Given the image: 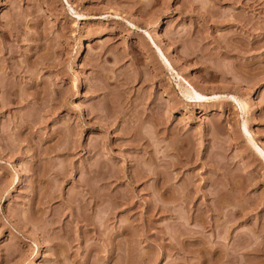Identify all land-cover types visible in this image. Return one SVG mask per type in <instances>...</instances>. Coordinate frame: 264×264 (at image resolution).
<instances>
[{"label":"rangeland","instance_id":"obj_1","mask_svg":"<svg viewBox=\"0 0 264 264\" xmlns=\"http://www.w3.org/2000/svg\"><path fill=\"white\" fill-rule=\"evenodd\" d=\"M0 264H264V0H0Z\"/></svg>","mask_w":264,"mask_h":264},{"label":"bare ground","instance_id":"obj_2","mask_svg":"<svg viewBox=\"0 0 264 264\" xmlns=\"http://www.w3.org/2000/svg\"><path fill=\"white\" fill-rule=\"evenodd\" d=\"M188 93V92H187ZM187 95V94H186ZM201 97V96H200ZM203 98V97H202Z\"/></svg>","mask_w":264,"mask_h":264}]
</instances>
